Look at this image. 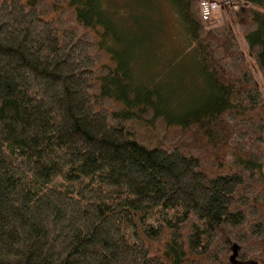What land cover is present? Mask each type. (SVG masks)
<instances>
[{
	"label": "trees",
	"instance_id": "1",
	"mask_svg": "<svg viewBox=\"0 0 264 264\" xmlns=\"http://www.w3.org/2000/svg\"><path fill=\"white\" fill-rule=\"evenodd\" d=\"M165 1L0 0V264H264V0Z\"/></svg>",
	"mask_w": 264,
	"mask_h": 264
},
{
	"label": "rangeland",
	"instance_id": "2",
	"mask_svg": "<svg viewBox=\"0 0 264 264\" xmlns=\"http://www.w3.org/2000/svg\"><path fill=\"white\" fill-rule=\"evenodd\" d=\"M120 1V0H116ZM225 0H209L201 3V14L204 21H212L216 24L222 21V18L226 13L221 9ZM129 6L131 11H139L144 15L150 16L152 19L158 20V27L160 26V35L157 38L156 46L159 49V57H166L174 55L175 51H182V47L185 45L184 36L179 26V21L175 16L172 6L165 0H130ZM207 19L204 18V11H208ZM157 23V21H156ZM162 23V24H161ZM153 25H156L152 23ZM162 28V30H161ZM240 43H242V40ZM181 47V48H180ZM153 58V54H150ZM160 61L155 63V69L161 68ZM163 62V61H161ZM151 63V60H150ZM150 69V68H149ZM146 78V77H145ZM147 79V78H146ZM168 86V85H167Z\"/></svg>",
	"mask_w": 264,
	"mask_h": 264
},
{
	"label": "water",
	"instance_id": "3",
	"mask_svg": "<svg viewBox=\"0 0 264 264\" xmlns=\"http://www.w3.org/2000/svg\"><path fill=\"white\" fill-rule=\"evenodd\" d=\"M237 248L234 246L233 248H232V255H231V257H230V261H233L234 259H235V257H236V255H237Z\"/></svg>",
	"mask_w": 264,
	"mask_h": 264
},
{
	"label": "built area",
	"instance_id": "4",
	"mask_svg": "<svg viewBox=\"0 0 264 264\" xmlns=\"http://www.w3.org/2000/svg\"><path fill=\"white\" fill-rule=\"evenodd\" d=\"M208 10V9H207ZM208 14H209V10L208 11H204V18H206L207 19V17H208Z\"/></svg>",
	"mask_w": 264,
	"mask_h": 264
}]
</instances>
